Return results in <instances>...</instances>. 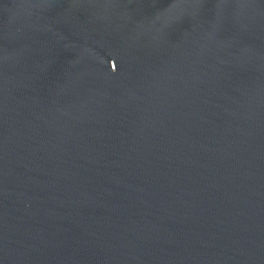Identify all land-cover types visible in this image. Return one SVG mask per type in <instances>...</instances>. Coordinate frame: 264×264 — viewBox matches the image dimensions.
I'll return each mask as SVG.
<instances>
[{
	"label": "water",
	"instance_id": "95a60500",
	"mask_svg": "<svg viewBox=\"0 0 264 264\" xmlns=\"http://www.w3.org/2000/svg\"><path fill=\"white\" fill-rule=\"evenodd\" d=\"M0 264H264V0H0Z\"/></svg>",
	"mask_w": 264,
	"mask_h": 264
}]
</instances>
